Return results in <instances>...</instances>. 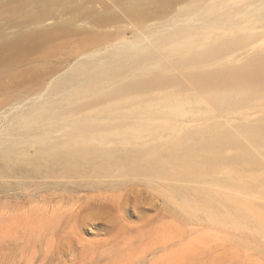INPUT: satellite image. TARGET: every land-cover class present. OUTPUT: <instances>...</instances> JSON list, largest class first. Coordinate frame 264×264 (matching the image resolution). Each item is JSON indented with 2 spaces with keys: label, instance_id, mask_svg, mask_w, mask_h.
Masks as SVG:
<instances>
[{
  "label": "bare ground",
  "instance_id": "bare-ground-1",
  "mask_svg": "<svg viewBox=\"0 0 264 264\" xmlns=\"http://www.w3.org/2000/svg\"><path fill=\"white\" fill-rule=\"evenodd\" d=\"M212 1L75 60L0 117V230L38 245L91 202L120 212L133 187L164 196L174 217L232 228L258 218L225 197L248 189L225 164L264 161V0ZM12 38L0 52L38 37Z\"/></svg>",
  "mask_w": 264,
  "mask_h": 264
},
{
  "label": "rangeland",
  "instance_id": "rangeland-1",
  "mask_svg": "<svg viewBox=\"0 0 264 264\" xmlns=\"http://www.w3.org/2000/svg\"><path fill=\"white\" fill-rule=\"evenodd\" d=\"M211 1L0 0L2 41L18 35L38 37L10 54L0 52V117L18 101L43 95L52 78L75 60L137 42L149 26L170 23L191 6ZM261 162L258 168L225 164V171L240 172L241 184L248 187L241 194L225 188V197H236L258 217L240 220L239 228L200 223L182 210L174 217L164 196L133 187L120 212L113 205L91 202L55 236L34 241L38 245L28 239L17 243L21 228L0 230V263L23 257L21 264L30 259L33 264H132L147 252L140 264H264V182L251 180L264 177ZM226 208L234 210L231 204Z\"/></svg>",
  "mask_w": 264,
  "mask_h": 264
}]
</instances>
